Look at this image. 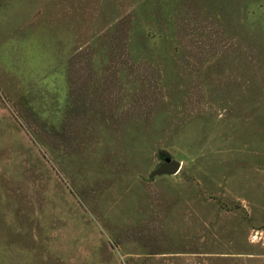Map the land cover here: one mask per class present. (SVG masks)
Instances as JSON below:
<instances>
[{
	"label": "rangeland",
	"instance_id": "rangeland-1",
	"mask_svg": "<svg viewBox=\"0 0 264 264\" xmlns=\"http://www.w3.org/2000/svg\"><path fill=\"white\" fill-rule=\"evenodd\" d=\"M0 264H264V0H0Z\"/></svg>",
	"mask_w": 264,
	"mask_h": 264
},
{
	"label": "water",
	"instance_id": "water-1",
	"mask_svg": "<svg viewBox=\"0 0 264 264\" xmlns=\"http://www.w3.org/2000/svg\"><path fill=\"white\" fill-rule=\"evenodd\" d=\"M179 167L178 161L171 160L170 157L165 156L164 162L153 169V172H175Z\"/></svg>",
	"mask_w": 264,
	"mask_h": 264
}]
</instances>
